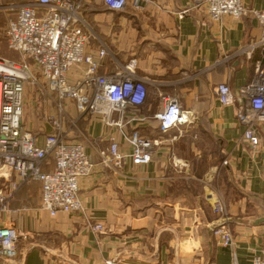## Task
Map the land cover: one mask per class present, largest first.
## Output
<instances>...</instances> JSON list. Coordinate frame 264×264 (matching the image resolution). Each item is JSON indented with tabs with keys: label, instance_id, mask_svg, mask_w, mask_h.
Returning <instances> with one entry per match:
<instances>
[{
	"label": "crops",
	"instance_id": "crops-1",
	"mask_svg": "<svg viewBox=\"0 0 264 264\" xmlns=\"http://www.w3.org/2000/svg\"><path fill=\"white\" fill-rule=\"evenodd\" d=\"M243 1L248 8L264 9V0ZM80 14L89 37L87 51L106 49L100 72H113L137 58V71L149 79L148 96L129 108L124 126L161 141L148 163H134L129 156L121 164L105 163L99 149L110 144V135L127 154L131 144L118 124L82 113L68 100L73 120L65 122L67 135L83 141L93 161L91 173L79 180L85 210L52 215L42 207L41 182L22 185L0 208V227L18 230L16 258L0 256V264H106L108 259L121 264H253L264 246V124L257 123L260 141L254 146L236 113L244 102L239 88L251 80L261 57L259 48L247 53L248 45L262 36L259 19L250 12L213 19L196 0H150L144 8L129 4L122 10L92 0ZM85 66H74L71 78L80 77ZM222 81L230 83L235 102H220L216 86ZM32 90L27 82L23 124L42 143L56 108L42 110L40 95L39 106L28 107ZM171 95L190 110L192 121L163 131L154 114ZM136 114L145 118L132 119ZM53 165L49 161L43 168ZM10 179L0 178V187L11 188L17 175ZM216 199L224 202V213L214 211ZM96 223L103 230H94ZM222 226L233 234L234 245L224 246L214 233Z\"/></svg>",
	"mask_w": 264,
	"mask_h": 264
},
{
	"label": "built area",
	"instance_id": "built-area-1",
	"mask_svg": "<svg viewBox=\"0 0 264 264\" xmlns=\"http://www.w3.org/2000/svg\"><path fill=\"white\" fill-rule=\"evenodd\" d=\"M92 0H27L10 4L15 9L5 27L8 47L20 54L19 59L0 55V178L17 180L11 188L0 187V208L5 209L14 191L22 185L38 180L42 184V207L52 215L59 211L83 212L84 205L79 193V180L93 169L84 142L70 139L65 122L73 120L67 108L72 100L82 113L99 114L108 124H118L124 138L131 144L127 154L120 149L114 135L110 144L100 148L99 154L105 163L121 164L126 156L134 163H148L152 159L161 138L142 135L137 129L127 131L123 117L131 107L143 104L148 96L149 79L137 71L138 60L130 58L109 73L99 71L100 58L106 53L101 48L97 53L86 49L88 34L81 25L80 11ZM112 10H122L131 5L144 8L150 0H103ZM158 1V0H156ZM206 6L211 18L219 19L224 14L240 17L253 13L262 24V36L248 45L251 56L259 48L255 74L241 85L239 92L244 102L237 107V118L244 124L245 136L256 146L260 141L257 123L264 124V9L248 8L243 0H196ZM86 66L80 77L71 78L72 68ZM27 82L37 84L41 92L54 102L56 111L49 115L51 129L40 143L37 135L23 124L24 93ZM216 92L222 104L235 102L228 81L217 84ZM154 117L163 131L192 121L191 112L182 106L178 96H166ZM117 112L119 118H113ZM132 119H144L136 114ZM51 158L53 170L43 166ZM11 180V179H10ZM214 211L224 213L222 199L213 203ZM102 223L93 225L94 230H103ZM214 233L224 246L234 245V237L226 227H218ZM18 254V230L8 225L0 227V256L14 259ZM106 264H121V260L108 259ZM217 264H237L217 263ZM253 264H264V246L253 259Z\"/></svg>",
	"mask_w": 264,
	"mask_h": 264
},
{
	"label": "rangeland",
	"instance_id": "rangeland-1",
	"mask_svg": "<svg viewBox=\"0 0 264 264\" xmlns=\"http://www.w3.org/2000/svg\"><path fill=\"white\" fill-rule=\"evenodd\" d=\"M23 1H27V0H0V53H4L5 51H8V54L5 55H9L8 57H13L16 58L15 54H13L12 52H10L7 49V38H6V34H5V27L8 23L9 18L14 17L15 15V9H13L11 7L10 4L12 3H21ZM33 87V90L29 92L28 95H30V100L33 101L31 103V101L28 102V107L31 104H34V110L36 109V106H39L40 102L37 99V95H40L39 98L41 99H45L43 102V109L44 107L47 108L49 106V108H56L54 102L50 101L48 99V95L45 92H41L39 86L37 84H32L30 83ZM31 93V94H30ZM43 96H46V98H44Z\"/></svg>",
	"mask_w": 264,
	"mask_h": 264
},
{
	"label": "trees",
	"instance_id": "trees-1",
	"mask_svg": "<svg viewBox=\"0 0 264 264\" xmlns=\"http://www.w3.org/2000/svg\"><path fill=\"white\" fill-rule=\"evenodd\" d=\"M6 46H7V49H8L10 52H12L13 54H15L16 58H14V59H17V58H18L17 52H16L15 50H12V49H10V48L8 47V42H7ZM5 54H8V51H5L3 54L0 53L1 56H4V57H8V56H9V55H5ZM10 58H13V57H10ZM50 161L53 162V164H54V161H53L52 158H51ZM53 168H54V165H53ZM52 170H53V169H52ZM49 171H51V170H49Z\"/></svg>",
	"mask_w": 264,
	"mask_h": 264
}]
</instances>
